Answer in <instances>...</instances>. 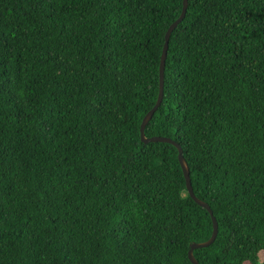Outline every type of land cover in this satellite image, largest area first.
Returning <instances> with one entry per match:
<instances>
[{
  "label": "trees",
  "instance_id": "obj_1",
  "mask_svg": "<svg viewBox=\"0 0 264 264\" xmlns=\"http://www.w3.org/2000/svg\"><path fill=\"white\" fill-rule=\"evenodd\" d=\"M181 9L0 0V264H192L139 134ZM144 133L198 263L264 264V0H187Z\"/></svg>",
  "mask_w": 264,
  "mask_h": 264
},
{
  "label": "water",
  "instance_id": "obj_2",
  "mask_svg": "<svg viewBox=\"0 0 264 264\" xmlns=\"http://www.w3.org/2000/svg\"><path fill=\"white\" fill-rule=\"evenodd\" d=\"M186 7H187V0H182V9L181 12L179 14V16L167 27L165 35H164V44H163V48H162V52H161V56H160V62H159V89H158V94H157V98L155 101V104L153 105V107L144 115L141 124H140V128H139V134H140V139L143 143H148V142H166L169 144H172L173 146L176 147L177 149V159H178V163L181 167L184 179H185V186L187 189V192L189 194V196L192 198V200L199 206L203 207L209 214L210 218H211V222H212V233L210 235V237L202 242H191L189 245V249L187 252V257L189 259V261L192 264H199L198 261L196 260V258L193 255V250L196 248H204L209 246L213 240L216 237L217 234V222L215 217L212 214V211L209 207V205L205 202H203L202 200L198 199L193 191H192V187H191V182H190V176H189V169L187 166L186 161L184 160L183 156H182V149L180 147L179 144H177L175 141H173L172 139L168 138V137H163V136H151V137H147L144 133V129L146 124L149 122L152 114L155 112V110L157 109V107L160 105L162 97H163V72H164V63H165V58H166V51H167V45H168V39H169V35L172 32V30L176 27V25L182 20V18L184 17L185 11H186Z\"/></svg>",
  "mask_w": 264,
  "mask_h": 264
}]
</instances>
